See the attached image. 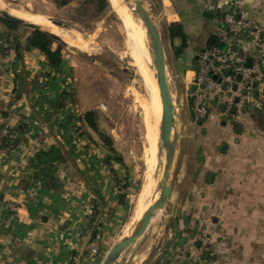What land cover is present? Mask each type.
I'll list each match as a JSON object with an SVG mask.
<instances>
[{
	"label": "crops",
	"instance_id": "0c3cea01",
	"mask_svg": "<svg viewBox=\"0 0 264 264\" xmlns=\"http://www.w3.org/2000/svg\"><path fill=\"white\" fill-rule=\"evenodd\" d=\"M160 2L170 48L168 63L164 45L166 75L169 67L172 77L184 83L185 97L179 114L174 111L176 148L163 238L152 252L156 227L140 251L145 254L139 264H186L177 254L186 247L195 253L197 237L204 238L208 249L187 264H264V85L249 88L234 112L222 93L210 94L203 120L192 106L198 50L217 38L226 12L243 11L264 27V0ZM171 23L181 24L187 35L178 55L181 40L170 36ZM6 32L0 24V37ZM16 40L0 51V133L7 128L16 141L13 147H0V264H101L129 215L128 169L124 159L107 164L98 137L91 132L95 143L77 130L79 112L69 98L56 107L67 91L63 73L54 72L37 48L22 49L18 57L10 48ZM234 48L238 57L247 54L251 64L255 61L248 41ZM21 123L27 125L25 131L16 130ZM56 145L65 161L37 166V153ZM156 156L157 184L163 157ZM9 203L19 212L8 211ZM137 219L133 216V224Z\"/></svg>",
	"mask_w": 264,
	"mask_h": 264
},
{
	"label": "rangeland",
	"instance_id": "374dc122",
	"mask_svg": "<svg viewBox=\"0 0 264 264\" xmlns=\"http://www.w3.org/2000/svg\"><path fill=\"white\" fill-rule=\"evenodd\" d=\"M122 1L108 0V7L94 14L92 5L83 3V0H71L63 6L56 5L53 0H0V12L35 24L54 36L53 46L62 45L61 73L67 82L66 92L72 94L68 97L69 102L76 107L77 113L88 109L98 112L100 128L112 137L124 159L130 180V208L115 242L131 230L135 224L133 216L142 214L154 188H159L161 176L152 188L149 186L150 173L155 172L157 152L158 156L163 157L160 161L162 171L166 156V149L158 136L161 110L159 104L156 107L157 117L154 94L159 93V88L149 40L142 21L133 11V1ZM143 2L168 48L166 61L169 63L170 48L165 28L167 19L162 3L160 0ZM29 31L28 27L20 25L14 36L22 39ZM83 31L87 32V37ZM149 69L154 77L152 83L147 79ZM169 69L167 80L175 111L179 114L181 99L185 97L182 94L185 92L181 93L185 90L184 83L172 77ZM171 170L172 176L173 166ZM171 180L172 177L169 178L170 183ZM163 211L164 208L154 212L145 232L121 252L117 264H139L145 254L140 251L145 249L156 227H160V230L157 244L155 241L151 245L152 252L160 245L165 228ZM149 257L150 254L142 263L147 262Z\"/></svg>",
	"mask_w": 264,
	"mask_h": 264
},
{
	"label": "built area",
	"instance_id": "2783aa9c",
	"mask_svg": "<svg viewBox=\"0 0 264 264\" xmlns=\"http://www.w3.org/2000/svg\"><path fill=\"white\" fill-rule=\"evenodd\" d=\"M218 42L227 45L225 50L218 46H210L198 50L197 67L192 80L194 87L192 91L193 112L198 120H203L209 113V97L212 93H222L226 95L227 102L235 105L240 104L242 97L249 88L262 89L264 85V27L243 11H229L222 16L218 27ZM14 41L13 35L4 34L0 37V44L9 47ZM242 41H248L253 45L255 61L250 66H246L247 54L238 57L234 46ZM226 70H229L226 73ZM239 74V79L235 75ZM223 84L226 87L223 88ZM235 87V88H234ZM238 98L235 102L234 99ZM9 136L7 128H3L0 133V146L2 140ZM7 210L19 212L14 203L7 205ZM200 245L196 252L192 248H181L177 254L178 259H183L191 263L194 259H199L200 254L207 250V243L202 237H197ZM186 263V264H187ZM161 264H172L169 260L162 261Z\"/></svg>",
	"mask_w": 264,
	"mask_h": 264
},
{
	"label": "water",
	"instance_id": "95a60500",
	"mask_svg": "<svg viewBox=\"0 0 264 264\" xmlns=\"http://www.w3.org/2000/svg\"><path fill=\"white\" fill-rule=\"evenodd\" d=\"M134 3L133 11L137 13L146 31L147 38L149 40L152 60L155 69V78L159 88V94L162 103V116L160 122V141L166 149L165 163L162 171L161 178L158 183L159 196L158 198L148 206L144 211L141 218L135 222L134 226L131 228L128 236L123 235L118 239L108 250L106 256L102 260L101 264H117L118 258L121 252L127 248L131 243H133L137 238H139L146 230L154 212L158 209L165 207L168 197L171 192V183L169 182L171 168L174 160L175 148H176V135L172 130L175 124V106L171 97V91L169 88V83L166 75V63H165V51L161 32L159 28L154 23L149 12L144 6L143 0H132ZM1 15L13 22L23 23L27 26H36L35 24L22 22L21 19L12 16L6 12H1ZM85 37H87V32L83 31ZM211 46H218L222 50H225L227 45L223 42H218L217 38H213L210 42ZM251 57L246 60V65H251ZM229 70H226L228 73ZM240 75H236V79H239ZM195 86H192L194 89ZM226 84H223V88ZM235 88V87H234ZM235 102L238 98L234 99ZM236 106L232 105L230 111L234 112ZM169 245V240L167 239L161 248V252ZM196 247L200 245V242H196ZM208 252H204L203 257H207Z\"/></svg>",
	"mask_w": 264,
	"mask_h": 264
},
{
	"label": "trees",
	"instance_id": "16d2710c",
	"mask_svg": "<svg viewBox=\"0 0 264 264\" xmlns=\"http://www.w3.org/2000/svg\"><path fill=\"white\" fill-rule=\"evenodd\" d=\"M56 5L63 6L68 4L71 0H53ZM83 3L92 5V9L94 14L103 11L109 5L108 0H83ZM0 24L7 28L6 35H13L19 30L20 25H24L30 29V31L22 38V42L20 41L21 38H17L14 45L10 48H13L17 56L20 57L21 50H30L31 48H37L40 53L44 56L45 60L49 64V66L53 69L54 72H61L62 71V64H63V55H62V45L56 44L53 46L54 43V36L47 31L41 30L36 26H27L23 23H16L13 22L0 14ZM168 32L171 37H179L181 40L180 45L176 47V54L178 55L187 45V35L183 30L181 24L178 23H171L168 26ZM15 37V36H14ZM209 47V46H208ZM8 50L7 47H3L0 44V51ZM72 96L69 92L63 91L61 92L59 99L56 102V107L59 108L62 106L63 102L68 100V97ZM70 99V98H69ZM79 122L80 124L77 126V130L81 134L86 135L89 139L93 140L95 143L96 141L92 137V133H94L103 147L107 151V164L111 165L113 162H123V158L121 154L115 149L113 145L112 137L106 133L104 130L100 128L98 119L99 114L95 109H88L82 113H79ZM27 129V125L25 123H21L16 127L18 131H25ZM89 130V131H88ZM9 131V130H8ZM11 131V130H10ZM16 144L14 138L10 135L5 137L2 140L1 148H10ZM66 156L65 152L63 151L61 146H52L48 150H43L37 153L36 160L37 166L39 165H47V164H55L65 161ZM44 185L50 186L49 183L44 182ZM53 185V183L51 184ZM124 186H127L124 183ZM125 195L119 196V202H123ZM95 210L94 213L97 212V208L93 207ZM95 235V231L92 234Z\"/></svg>",
	"mask_w": 264,
	"mask_h": 264
},
{
	"label": "bare ground",
	"instance_id": "6f19581e",
	"mask_svg": "<svg viewBox=\"0 0 264 264\" xmlns=\"http://www.w3.org/2000/svg\"><path fill=\"white\" fill-rule=\"evenodd\" d=\"M118 1H120V0H118ZM122 1V0H121ZM123 2V1H122ZM123 4L124 5H126L124 2H123ZM146 56V55H145ZM154 77H153V73H152V71H151V69H149V71H148V75H147V79H148V82H150V83H152L153 82V79ZM156 93V92H155ZM155 95V114H156V116L158 117V109L156 110V107H158L159 106V104H160V110H161V116H162V103H161V99H160V94L159 93H157V94H154ZM153 98H154V96H153ZM156 117V118H157ZM160 118V117H159ZM160 122H161V119H160ZM174 132V128H173V130H172V133ZM159 136H160V126H159ZM154 174H155V172H152V173H150V185L149 186H151L152 188L155 186V184H156V180H155V178H154ZM157 179H158V177H157ZM148 186V187H149ZM150 188V187H149ZM152 188H151V190H152ZM147 192V191H146ZM159 192H160V190H159V188H157V190H153V192H152V194L150 195V197H149V199L147 200V203H146V206H145V208H144V210L142 211V214L144 213V211L148 208V206L149 205H151L157 198H158V196H159ZM145 197V196H144ZM143 200V199H142ZM139 212V211H138ZM139 214V213H138ZM142 214L138 217H135L136 219H137V221L141 218V216H142ZM136 221V222H137ZM129 233H130V230L127 232V233H125L124 235H126V236H128L129 235Z\"/></svg>",
	"mask_w": 264,
	"mask_h": 264
}]
</instances>
